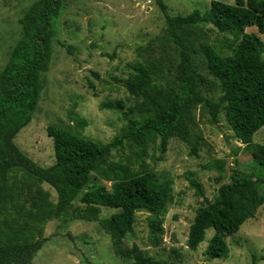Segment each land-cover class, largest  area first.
<instances>
[{"label":"rangeland","instance_id":"rangeland-1","mask_svg":"<svg viewBox=\"0 0 264 264\" xmlns=\"http://www.w3.org/2000/svg\"><path fill=\"white\" fill-rule=\"evenodd\" d=\"M38 0H0V72L22 37L20 20ZM213 0H65L53 21L55 36L50 69L44 77L43 91L31 123L16 137L15 143L38 165L48 168L55 163L50 126L79 132L83 137L111 142L129 123L127 117L142 119L134 111L141 99L129 94L126 82L131 66L141 62L162 65L163 88L173 85L177 69V46L167 18L186 16L194 10L208 11ZM235 4V0H219ZM165 9L163 8V6ZM255 33L264 41L255 27ZM191 42L192 58L200 77L202 92L211 98L220 96L218 82L208 73L204 45L230 54L226 48L233 36L221 34L211 24L192 26L185 33ZM68 47L73 52L68 51ZM93 86V87H92ZM109 101L122 102L124 109H103ZM193 127L198 139V156L191 155L192 145L171 139L167 152L159 151L160 140L149 142L138 160L140 150L126 141L114 149L105 166L127 165L138 172L144 162L160 182L168 183L172 199L163 214L164 235L158 247L149 242V214L138 212L133 229L122 239L124 248L137 245L147 256L165 264H252L253 257L264 264V206L256 216L227 238L230 252L225 259H209L205 252L214 234L206 232L196 251L187 246L188 234L197 210L204 205L190 185L196 178L206 197L214 199L221 184L228 183L234 170L261 180L264 193V167L258 160L264 154V127L255 133V145L242 144L227 123L224 114L218 123L207 109H194ZM80 122L86 126L81 128ZM193 174V175H192ZM220 182H217V179ZM7 203L0 210V245L46 239L33 264H131L118 256L113 239L99 222L71 221L62 224L55 217L37 213L38 202L56 203L57 192L22 169L3 177ZM111 189L112 182L93 174L90 188ZM75 206H82L80 200ZM115 209L102 208L101 218L110 217ZM39 216V217H38Z\"/></svg>","mask_w":264,"mask_h":264},{"label":"trees","instance_id":"trees-1","mask_svg":"<svg viewBox=\"0 0 264 264\" xmlns=\"http://www.w3.org/2000/svg\"><path fill=\"white\" fill-rule=\"evenodd\" d=\"M64 2L38 0L26 11L20 20L22 37L0 72V210L8 200L3 177L22 169L58 194L56 203L38 202L37 213L55 217L63 225L71 221L99 222L112 237L118 256L131 259V264H165L147 256L137 245L124 248L122 239L133 229L137 213L147 212L149 242L153 247L160 246L164 235L163 214L172 199L170 185L160 182L144 162L142 170L135 172L122 164L106 167V161L126 141L135 144L140 150L138 160H143L148 143L157 140L162 155L158 160L162 161L174 138L189 142L191 155L198 156L199 142L193 127L194 109L200 105L207 109L214 123L224 114L237 139L246 146L255 145L253 137L264 127V41L247 29L255 27L264 35V0H235V4L213 0L205 13L194 10L186 16L168 17L178 54L174 84L163 88L162 65L156 62L133 64L126 88L130 95L141 99L134 111L142 119L127 117L128 128L107 144L85 138L78 131L50 126L48 135L53 139L55 163L45 168L22 152L15 139L31 123L38 107L53 56V21ZM199 24H211L219 33L233 36L226 44L230 54L211 45L203 46L208 73L218 82V98L202 92L192 45L185 34ZM68 51L73 52L69 47ZM101 107L120 111L124 104L109 101ZM79 125L84 128L86 123ZM258 162L264 167V154ZM93 174L112 182L111 189L90 188ZM260 183L261 180L235 169L230 182L221 184L216 197L209 199L201 182L192 178L190 185L204 205L197 210L190 226L187 246L196 251L207 230L213 229L205 254L209 259H225L230 252L227 238L237 234L264 206ZM77 199L82 206H75ZM102 208L117 212L101 218ZM45 242L42 239L0 245V264H33ZM258 261L254 256L252 264Z\"/></svg>","mask_w":264,"mask_h":264}]
</instances>
